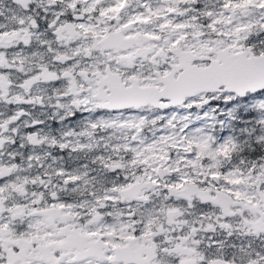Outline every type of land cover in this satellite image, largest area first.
Segmentation results:
<instances>
[{
    "label": "snow or ice",
    "instance_id": "6c2138e0",
    "mask_svg": "<svg viewBox=\"0 0 264 264\" xmlns=\"http://www.w3.org/2000/svg\"><path fill=\"white\" fill-rule=\"evenodd\" d=\"M0 264H264V0H0Z\"/></svg>",
    "mask_w": 264,
    "mask_h": 264
}]
</instances>
